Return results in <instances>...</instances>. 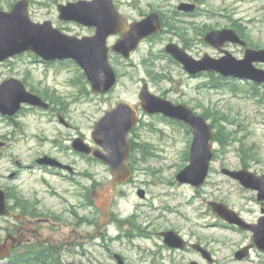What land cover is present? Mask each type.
Listing matches in <instances>:
<instances>
[{"label":"rangeland","instance_id":"rangeland-1","mask_svg":"<svg viewBox=\"0 0 264 264\" xmlns=\"http://www.w3.org/2000/svg\"><path fill=\"white\" fill-rule=\"evenodd\" d=\"M18 1L0 0V10L8 12ZM27 1L28 14L33 22L55 20L57 12L53 4L45 0ZM114 2L129 21H138L156 12L160 15L163 31L156 39L153 37L150 42L140 44L128 60L110 53V64L118 81L117 86L104 96L91 91L82 70L70 61L43 63L35 55L26 53L0 63V84L11 78L17 79L27 90L51 102L54 110L46 113L42 109L24 106L14 121L0 116V143H7L6 147H0V188L52 209L59 221L64 214L71 213L87 222L85 225L88 226L75 231L70 241L83 247H72L76 253L67 254V260L84 264H117L112 257L117 254L128 264H149L141 259L147 258V249H153V241L147 235L149 220L154 214L152 208L163 207L185 215L197 210L205 213L204 201L211 199L239 211L251 212L247 218L259 213L257 203L250 198L252 195L244 193L237 182L223 176L221 169L246 166L254 173L264 174V86L259 87L260 94L255 96L251 92L252 84L248 82H236L238 88L235 90L229 85L213 89L214 80L206 75L189 77L164 48L172 41L186 48L193 59L199 60L204 55L215 58L218 52L201 38L212 30L232 28L251 48L264 49V0ZM187 2L197 4L198 15L193 18L173 17L176 7ZM72 34L82 36L86 33L72 28ZM113 41H108L109 46L114 44ZM226 49L236 58L243 57L240 47L227 46ZM257 67L264 69L263 64ZM143 84H147L156 96L174 104L187 105L211 125L214 139H217L215 142L213 139L214 159L199 191L175 180L176 174L189 164L190 128L162 116L145 114L138 99ZM120 101L137 105L139 111V124L133 136L136 166L133 177L120 186L123 195L117 196L114 190L111 191L109 220L97 208L102 200L101 194L113 188L108 169L100 162L74 153L71 144L73 138L81 135L93 146L90 135L95 123L109 106ZM60 118L65 124L59 123ZM44 153L71 164L77 172L74 180L79 186L39 169L35 160ZM18 171V179L8 180L12 172ZM140 190L145 192L144 199L138 196ZM92 191L98 192L99 197L92 199ZM168 217L173 220L175 215L168 214ZM100 219L103 224L98 230ZM115 220L123 223L118 226ZM127 221H133L144 232H129ZM208 221L212 223L213 217L200 220L203 224ZM5 222L0 218V240L4 238ZM216 235L214 238L219 241L217 261L238 264L234 262L232 251L243 244L244 234L227 232L219 224ZM101 244L107 251L99 249ZM85 253L86 259L83 257ZM9 262L0 261V264ZM249 264H264V254H255Z\"/></svg>","mask_w":264,"mask_h":264},{"label":"water","instance_id":"water-1","mask_svg":"<svg viewBox=\"0 0 264 264\" xmlns=\"http://www.w3.org/2000/svg\"><path fill=\"white\" fill-rule=\"evenodd\" d=\"M194 8L191 4H181L178 10L192 12ZM57 10L63 21L95 28L94 36L77 38L54 28L50 21L33 22L28 14V1L19 0L10 11L0 10V62L26 52L36 55L45 62L72 60L83 71L91 90L94 93L105 94L116 85V75L108 62L107 38L111 35H122V39L113 45L112 51L127 59L141 40L161 31L160 20L156 13H151L145 19L127 25L126 19L116 11L112 0L78 1L59 5ZM204 42L221 52L223 56L213 59L205 55L197 61L175 44H168L165 51L191 76L211 71L224 78L264 83V70L255 67V64H264V50L245 49L242 59H237L228 51L221 50L225 44L245 46V43L231 29L211 31L205 36ZM138 97L139 105L146 114H162L192 129L189 165L176 175L175 180L179 184L201 187L207 178L213 158L211 127L205 119L196 115L187 106L174 105L151 94L146 84L142 86ZM23 104L48 108V104L40 97L28 92L19 80L11 78L0 84L1 115L14 116ZM137 120L138 114L135 110L127 102L122 101L114 108L107 110L95 123L91 132L92 141L103 150V152L95 150L93 156L109 167L113 182H125L131 177L126 164L130 149L127 136ZM72 147L81 153H91L89 146L79 139L72 143ZM38 163L58 164L46 157ZM221 173L238 181L242 187L256 191L258 200L264 201V175L256 176L246 170L229 171L227 169H223ZM111 191L112 189L101 194L102 200L97 204L105 217L108 216ZM117 194L121 195L122 192L118 191ZM91 195L94 199L99 196L95 191ZM138 195L143 197V191H140ZM209 206L222 220L250 230L254 245L264 251V216L256 225L248 226L244 225L238 215L226 205L211 202ZM4 216L15 218L7 211L5 194L0 189V217ZM7 252L8 245L0 242V260L7 256ZM243 257L244 255L240 254L237 259ZM117 259L118 264H121L119 258Z\"/></svg>","mask_w":264,"mask_h":264},{"label":"flooded vegetation","instance_id":"flooded-vegetation-1","mask_svg":"<svg viewBox=\"0 0 264 264\" xmlns=\"http://www.w3.org/2000/svg\"><path fill=\"white\" fill-rule=\"evenodd\" d=\"M77 1H82V0H77ZM77 1H66L65 3H63V2H57L56 0H48L47 2L49 4L50 3L53 4L57 12L55 20L53 22L51 20L50 21L55 28L59 29L64 34L75 37H82V38L94 36L95 28L85 27L75 22H67L60 19L59 13L57 11L58 6L67 4L69 2L73 3ZM84 1H91V0H84ZM189 4H193L195 6V10L192 13L187 14L184 12H178L176 10L174 11L173 17L181 18L182 16L184 18L186 17L193 18L197 16L199 13L197 4L196 3H189ZM113 5L115 6L116 10L119 12V9L116 7L114 0H113ZM124 18L128 21L129 24L135 22V21H129L126 17ZM72 28H79L82 31H85L86 34L82 36L73 35ZM224 29L232 30V28H224ZM212 31H217V30H212ZM235 33L239 36L240 39L244 41V38H242L236 31ZM161 34L148 37L142 40L141 44L150 42L151 40H153L152 39L153 37L154 39H156ZM206 35L207 33H205L201 39H204ZM107 39H108L107 45L109 46L108 41L110 39H114L113 42L116 43L118 40L122 39V35L121 34L112 35L109 36ZM244 42L246 43V41ZM169 43H174V42L171 41L168 42V44ZM227 46L240 47L239 45L226 44L223 48H221V50L226 49ZM111 47L112 46H109V59H110V53H112L117 58H121L119 54L112 52ZM246 48H249L248 43H246V46L241 48L243 53ZM183 49L185 50L186 48L183 47ZM220 53L221 52L218 53V57H215V59L221 56ZM203 74L205 73H201L197 75V77ZM49 105L50 107L48 108V110L45 111L46 113L47 112L53 113L54 112L53 104L49 102ZM131 106L133 107V109H135L137 113H139L138 107L136 105H131ZM109 108H112V106L111 107L109 106ZM55 112L57 113V111ZM57 116L58 115H56V117ZM15 118L16 117L6 118V120L14 121ZM138 124L132 128L131 132L128 135L130 150L126 164L132 173V177H133L134 168L136 166V161L134 160V148L136 142L133 140V136L136 133V127L138 126ZM75 138H79V140H83L84 142L88 143L81 135L80 137H75ZM75 138L72 139V142ZM2 144H3V148L6 147L7 145L6 142H3ZM71 150L80 157L81 156L84 157V159L99 162L95 160V158L91 155L80 154L79 152H76L72 147ZM42 157H48L56 160L59 163L60 167L39 165L38 160ZM35 164L39 169L43 170L47 175L59 177L62 181H65L67 183L69 182L72 184L75 183L76 186H79V183H77L74 180L77 172L74 170L71 164L62 163L60 160L55 159L51 157L50 154H46V153L39 156L35 160ZM229 170L250 171V169L246 166H240V168L238 169H229ZM18 177H19V171L12 172L8 176V180L9 179L16 180L18 179ZM130 179H128L123 184L127 183ZM229 179L232 180L231 178ZM123 184L118 182H114V184L112 183L114 188V193H116L117 196L123 195L124 191L120 187L123 186ZM192 188L196 189V191H199L202 187H198V188L192 187ZM241 189L243 190L244 193H250L252 195L250 196V198H253L254 201L257 203L259 207V213L253 214L254 216L252 218H247L246 215H249L251 212L239 211L232 207L229 208L237 213L239 218L243 220L244 225H248V226L256 225L258 220L264 216L263 215L264 201L258 200L256 191L245 189L243 187H241ZM118 191H121L122 194L118 195L117 194ZM10 192H11L10 190L7 189L4 190L6 205L8 212L11 215H14L15 218L13 216L3 217V219L6 222H5V226L2 229L4 235L2 241H4L8 245L7 258L9 260L16 261V259H21V262H23L22 264H37V263L38 264H80V263L84 264L83 262L80 261L74 262L75 260L73 259L67 260L66 255L71 254V252L76 253V251H74L72 247H80V248L83 247V246H78L77 245L78 243L75 244L74 242H70V241H72V237L75 231L77 232L80 227L88 226L85 225L87 223L85 220L81 219V217L79 216H75L74 214L70 213V214H64L63 217H61V220L59 221L58 217L56 216V213H54L52 209L45 208L44 206L42 207L41 205L39 206L36 201L29 202L30 200L28 201L27 199L24 198L22 199L18 195L16 196L11 195ZM62 194L63 192L60 193L59 195L62 196ZM39 198L43 199L41 197ZM141 198L142 199L145 198L144 191H143V197ZM210 202H214V201L211 199L204 201V204L206 205L205 213L197 210V211H193L192 213H188L186 215L180 212H172V211L170 212L163 207L158 209L152 208V212L154 214L149 220L148 229H147L149 231L147 232V235L148 238H151L153 241V249H147L145 251V254H147V258H142L141 261L142 262L147 261L149 262V264H220L217 261L218 251L216 249V246L219 244V241L214 238L217 237L216 230L219 224L227 232L237 235L244 234L243 244L236 247L235 251H232V257L234 259V262L238 264H249L252 262V258L255 254L257 255L264 254V251L258 250V248L254 245L253 235L249 230L241 229L235 223L231 224L219 219L217 214L209 206ZM110 210H111V206H110ZM110 210L108 213V217H106L109 220L111 219ZM168 214H174L175 218L173 220H170ZM207 216H212L214 221L212 223L210 221L205 222L204 224L201 223L200 220L202 218H206ZM131 218L132 217L129 216V219ZM116 222L118 226L123 223V221H116ZM90 224L93 225V223ZM98 224L99 225H97V227L98 230H100L103 221H101L100 219V223ZM126 225L130 227L129 232L135 231L139 234H142L144 232V230H142L133 221H127ZM136 237L141 238L139 236ZM99 249L103 251H107L106 247L102 244L99 246ZM240 254H243L244 257L242 259H237V256ZM83 257L86 259L87 253H85V256ZM112 257L113 259L116 260V262H118L117 258H119L121 264H128L123 260V258L120 255L115 254Z\"/></svg>","mask_w":264,"mask_h":264},{"label":"trees","instance_id":"trees-1","mask_svg":"<svg viewBox=\"0 0 264 264\" xmlns=\"http://www.w3.org/2000/svg\"><path fill=\"white\" fill-rule=\"evenodd\" d=\"M181 33H180V35H181ZM207 76L210 78V80H214V82H215V83L212 84L213 85V89L223 88V86H225V85H229V87H234L233 88L234 90H235V88H238V84L237 83L226 82L224 79H222L219 76H215V75H212V74H208ZM230 90H232V89H230ZM251 90H252L251 92H253V96H255L257 94H260V92H259L260 89L256 85H252V89ZM214 141H217V139H214Z\"/></svg>","mask_w":264,"mask_h":264}]
</instances>
